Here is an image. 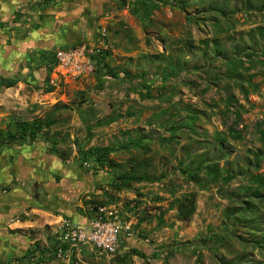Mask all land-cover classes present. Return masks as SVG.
Returning a JSON list of instances; mask_svg holds the SVG:
<instances>
[{
    "label": "rangeland",
    "instance_id": "rangeland-1",
    "mask_svg": "<svg viewBox=\"0 0 264 264\" xmlns=\"http://www.w3.org/2000/svg\"><path fill=\"white\" fill-rule=\"evenodd\" d=\"M157 1L144 17L132 10L131 0H116L99 16L94 41L76 43L107 51L117 78L105 75L100 84L102 70L94 69L77 79L59 76L55 85L44 80L33 85L27 71L15 86L0 87V131L11 119L52 115L57 122L50 133L59 152L82 161L79 151L86 145H115L137 134L145 139L140 148L111 152L118 167L108 171L113 175L146 160L151 173L163 175L156 182L134 183L132 191H137L120 192L114 203L132 232L146 237L150 250L123 263L82 249L74 264H264V186L255 192L256 184L249 181L250 174H264V156L253 164L257 152L264 155V10L248 9L246 0ZM148 80L150 99L141 96ZM111 112L121 117L94 127L88 141L85 122ZM187 119L191 123L184 125ZM231 129L241 138H234ZM171 133L170 142L158 139ZM199 159L215 160L234 177L201 188L181 172ZM246 186L251 189L245 196ZM190 192L196 193L195 213L180 220L173 195ZM245 201L250 203L248 220L227 219ZM128 203L132 210L124 211ZM225 225L233 229L230 237L208 241ZM167 247H175L170 255Z\"/></svg>",
    "mask_w": 264,
    "mask_h": 264
},
{
    "label": "crops",
    "instance_id": "crops-1",
    "mask_svg": "<svg viewBox=\"0 0 264 264\" xmlns=\"http://www.w3.org/2000/svg\"><path fill=\"white\" fill-rule=\"evenodd\" d=\"M115 2L0 0V87H4L3 79L16 80L27 71L31 79L34 77L40 83L46 73V66L38 59L40 54L80 41L92 43L100 23L99 16L107 5ZM20 82L18 80L13 86ZM93 118L85 122L88 141L93 137L94 128L89 135L88 125L93 124L97 116ZM85 161L61 158L40 139L7 143L1 147L0 264H35L25 259L29 248L54 245L65 221L87 224L93 200H103L108 193L114 204L120 192L132 191L112 190L108 184L112 178L110 168L92 161H86L85 166ZM123 208L126 211L125 206ZM144 238L137 232L125 236L120 253L129 249L147 252L151 245ZM40 264L58 262L49 259Z\"/></svg>",
    "mask_w": 264,
    "mask_h": 264
},
{
    "label": "trees",
    "instance_id": "trees-1",
    "mask_svg": "<svg viewBox=\"0 0 264 264\" xmlns=\"http://www.w3.org/2000/svg\"><path fill=\"white\" fill-rule=\"evenodd\" d=\"M248 9H256V10H264V0H246ZM124 3H122V6ZM159 5V2L157 0H131V7L132 10L136 13L141 12L142 15L145 17L148 15L153 8H156ZM250 55V53H247ZM41 56L38 58L39 61L44 63V66H46V73L44 82L48 83V74L51 67V64L53 63V51L48 52H42L40 54ZM248 55V56H249ZM106 56H108L107 51H102L101 55H93L92 58L95 61V69L102 70L100 77L98 78V82L102 84L103 77L105 75L111 76L114 78H117L119 76V71L112 68L106 61ZM124 76L128 75L126 72L122 71ZM146 75V73H143ZM33 77V76H32ZM37 78V77H36ZM167 78V77H166ZM39 79V77H38ZM33 85L39 84L36 82L34 77L30 81ZM36 82V83H35ZM151 80L144 81L142 88L145 90L144 93H141L142 98H152V94L150 92L151 87ZM16 83L15 79H3L1 84L5 87H11ZM51 90V89H48ZM129 115L131 113H128ZM119 117H121L120 113H113L104 116V117H97L95 118V121L93 124L88 125V131L89 135H91L90 130L92 127L95 126H104L108 125L114 121H116ZM190 119L192 117L189 116ZM56 119L52 115H46L42 119H34L32 121H21L17 122L16 120H9L6 124V128L4 130L0 131V147L7 143H15V142H30L34 141L36 139H40L43 142H51L52 144V151L56 153L61 158H66L65 155L60 151L57 147V139H54V135L52 136L50 133V127L54 124H56ZM191 123V120L187 119L183 122L184 125H189ZM171 131H174L176 127L170 126L169 128ZM231 133H233L234 138H241V133L239 131L231 129ZM260 133L262 134V137L264 138V129L260 130ZM172 133L168 137L160 136L158 137L159 140H162L164 142H170ZM145 139L140 135L137 134L135 138H129L125 142L117 143L115 145H108V146H100L95 145L88 147L86 149L82 148L80 149L81 156L83 158V161H92L93 164H96L100 167H108V168H116L118 167L117 162H115L113 159L109 157L110 153L113 151L118 150H129L131 146L140 148L142 145H144ZM220 148H222V145L220 144ZM223 155L225 152L222 153ZM262 151H259L255 154L253 164L256 166L259 165L261 158L263 157ZM151 165L146 160H140L137 162H134L131 167H129L126 170L122 169H116L115 173L112 175V178L110 182L108 183L110 188L114 191H122V190H130L133 189L134 183H140V182H156L161 180L163 175H155L154 173L150 172ZM181 172L185 175V177L195 183L196 185H199L201 188L207 187L210 183H218L221 184H227L233 177L234 174L228 173V169H220L217 162L215 160L209 161L208 159H199L198 161H193V165H184V167L181 168ZM199 172H203V176L200 175ZM249 181L252 184H256L255 192L258 191L259 188L264 186V174L257 173V174H250L249 175ZM250 188L247 187L243 191L245 196L247 195L246 190ZM251 189V188H250ZM137 191V189H136ZM141 195V193H139ZM105 199L103 200H93L92 205H103V204H113L112 195L106 193ZM137 202V201H136ZM128 203L125 206V209L127 211H131L132 208L129 207ZM173 204L177 209V218L180 220H189L190 217L195 213L196 209V193L190 192L182 194L180 197L173 195ZM245 206L236 207L228 216L227 219L233 218V222H238L242 218L246 217L245 214L250 210L249 202L245 201ZM243 212V214H242ZM145 218L142 217L139 219L137 226L140 224L142 220ZM245 220H248V218H244ZM250 220V219H249ZM158 224L160 226L164 225V221L162 217H159ZM234 224V223H231ZM224 230L221 234H216L211 237H208V241L213 242H222L227 237H230L233 234V229H229V225H225V228L222 227ZM226 233V234H225ZM207 240V239H206ZM57 242V241H56ZM213 244V243H212ZM54 248V245L47 246V247H40L38 245H34L33 247L29 248L27 253L25 254V259L27 262H33L35 264L43 263L45 260L43 259L42 255L45 251H49ZM175 247H170L166 249L167 254H171L174 251ZM36 254H39L41 258H38L36 261H32L31 259L36 256ZM130 255H137V256H144L143 253L136 249H129V251L122 252L116 256V259L120 262H125ZM52 257H49L51 259ZM48 259V260H49ZM47 260V261H48ZM237 264V263H235Z\"/></svg>",
    "mask_w": 264,
    "mask_h": 264
},
{
    "label": "built area",
    "instance_id": "built-area-1",
    "mask_svg": "<svg viewBox=\"0 0 264 264\" xmlns=\"http://www.w3.org/2000/svg\"><path fill=\"white\" fill-rule=\"evenodd\" d=\"M102 51V47L85 42L55 49L48 83L55 85L59 76L77 79L92 73L95 69L92 56L101 55ZM83 164L86 166L87 162ZM90 213L85 225L64 222L54 248L42 255L45 261L52 257L58 264H74L75 257L82 249L106 258L120 254L122 239L132 233V224L124 219L115 204L92 205ZM38 258L41 257L36 254L31 260L36 261Z\"/></svg>",
    "mask_w": 264,
    "mask_h": 264
}]
</instances>
